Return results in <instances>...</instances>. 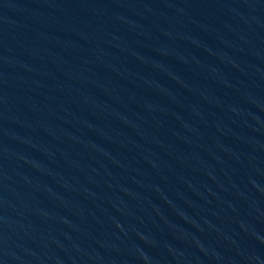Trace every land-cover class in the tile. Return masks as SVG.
<instances>
[{"label":"water","instance_id":"95a60500","mask_svg":"<svg viewBox=\"0 0 264 264\" xmlns=\"http://www.w3.org/2000/svg\"><path fill=\"white\" fill-rule=\"evenodd\" d=\"M0 264H264V0H0Z\"/></svg>","mask_w":264,"mask_h":264}]
</instances>
